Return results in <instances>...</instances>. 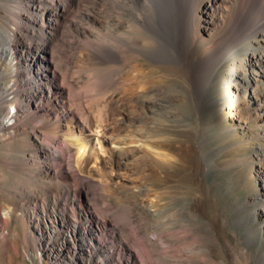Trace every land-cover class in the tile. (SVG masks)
<instances>
[{"label":"rangeland","instance_id":"374dc122","mask_svg":"<svg viewBox=\"0 0 264 264\" xmlns=\"http://www.w3.org/2000/svg\"><path fill=\"white\" fill-rule=\"evenodd\" d=\"M11 1L0 0V46L9 40ZM247 1L146 0L139 9L153 14L161 51L170 54L180 43L183 63L177 70L141 55L128 67L112 68L109 93L132 97L143 113L137 129L152 127L153 139L170 145L161 149L168 164L133 175L149 174V197L134 194L138 182L87 187L68 178L55 188L77 189L135 264H264V10ZM82 52L75 49L76 56ZM76 56L69 68L75 72L86 66ZM132 67L154 71L149 88L119 89L118 75ZM6 72L0 55V98L12 86L28 92L26 75ZM10 111L1 101L0 264H109L94 248L97 237L89 235L85 219L70 236L69 220L57 213L51 220L32 216L41 208L35 201L46 196L37 182H49V169L60 165L46 157L45 145L60 152L61 143L6 127ZM24 226L34 248L24 247Z\"/></svg>","mask_w":264,"mask_h":264},{"label":"bare ground","instance_id":"6f19581e","mask_svg":"<svg viewBox=\"0 0 264 264\" xmlns=\"http://www.w3.org/2000/svg\"><path fill=\"white\" fill-rule=\"evenodd\" d=\"M81 1L7 3L11 8L7 18L9 40L0 46L1 58L8 68L5 75H26L29 88L20 93L8 87L0 102L4 100L12 107L8 115L12 123L6 127L25 137L41 134L49 142L57 139L61 143L60 152L53 151L49 143L45 145V156L60 165L49 169V182H37L35 187L46 196L44 201H35L41 208L33 210L32 216L51 220L49 216L57 213L69 220L70 236L79 232L85 219L89 235L97 237L94 248H100L109 264H135L122 248L124 244H118L90 204L81 203L77 189L55 188L68 178H79L87 187L97 182L128 188L129 183L138 182L142 186H135L134 194L149 197L144 180L149 174L138 180L133 175H144L154 166L168 164L170 157L161 149L170 145L154 140L152 127L137 129L143 124V113L135 109L132 97L109 93L115 78L112 68L127 66L133 56L144 55L178 70L183 64L181 47L177 42L176 50L170 54L161 51L155 39L159 27L153 14L139 10L146 0H138V5L134 0H89V6H82ZM251 1L264 10V0H248V7ZM76 48L83 51L78 56ZM74 55L80 65L86 63L76 72L69 69ZM259 59L255 64L260 65ZM99 62L107 67L102 68ZM153 73L150 68L132 67L126 76L118 75V87L131 93L144 91L152 84ZM34 245L33 233L24 226V247Z\"/></svg>","mask_w":264,"mask_h":264}]
</instances>
